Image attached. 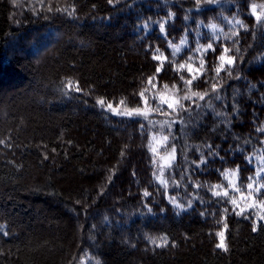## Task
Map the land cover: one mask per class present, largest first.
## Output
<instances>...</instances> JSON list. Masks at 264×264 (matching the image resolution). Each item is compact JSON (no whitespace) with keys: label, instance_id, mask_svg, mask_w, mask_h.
Returning a JSON list of instances; mask_svg holds the SVG:
<instances>
[{"label":"trees","instance_id":"obj_1","mask_svg":"<svg viewBox=\"0 0 264 264\" xmlns=\"http://www.w3.org/2000/svg\"><path fill=\"white\" fill-rule=\"evenodd\" d=\"M252 5L259 13L264 0H23L22 10L0 0V264H264V220L247 207L264 195L245 187L264 156V25L253 27ZM210 41L217 51L191 87L208 95L172 112L161 95L191 94L180 79L191 78L187 68L174 69H198L196 49ZM169 42L181 49L175 56ZM225 47L235 67L216 77ZM154 54L167 57L158 75ZM109 103L171 114L120 116ZM201 153L208 163L197 169ZM237 165L239 177L222 174ZM220 232L227 250L216 247Z\"/></svg>","mask_w":264,"mask_h":264},{"label":"snow or ice","instance_id":"obj_2","mask_svg":"<svg viewBox=\"0 0 264 264\" xmlns=\"http://www.w3.org/2000/svg\"><path fill=\"white\" fill-rule=\"evenodd\" d=\"M108 2L111 4L113 3V0H108ZM205 3L207 4H217L219 3V0H204ZM256 5H252L251 8V13L250 15L254 16L255 19H256V25H254L253 27H256V26H259V25H264V7H262L261 11L259 13H257L256 11ZM200 8V4L199 2L197 3V10H199ZM51 10V9H49ZM175 16L174 13H171L169 12L168 14V17L169 19H173ZM185 20L189 19V17L185 16L184 17ZM165 23H167V21H165L164 23H160L159 24V30H160V33L163 34V35H167L166 33V29H165ZM199 23H202V22H199ZM199 23H198V27H199ZM229 23H233V21H229ZM235 25H238L241 29H244L245 31H247L248 29V25L245 24L243 22V20L241 19H235L234 20V26ZM143 27L145 29L148 28V24L145 23L143 25ZM205 27H208V28H211L213 30H215L217 28V25L215 24H209V25H206ZM233 36H236L238 37L239 36V32H232L230 36H228V39H231ZM238 42V41H236ZM181 44L182 45H186L187 44V38L184 37L182 38L181 40ZM169 46L172 47L174 49V52H173V56H175L177 53H179L181 51L180 47L179 46H176V45H172L171 42H169ZM209 50H211V52L213 54H215V52L217 51V48H215L213 46V42L210 41L207 46H198V48L196 49V51L198 52H201V57H200V67L198 69H194L192 67V65L189 63L187 66L185 64H180L178 66V68H175L174 71L179 73V71L181 69H185L187 68V71L188 73L191 74V78L190 79H187L185 80L184 76L181 75L180 76V79L182 81H184V84L187 86L188 88V91L191 93L190 95L189 94H185L183 97H179V96H175L172 100V102H169V100L165 99L163 97V95H161L160 97V100H159V103L160 104H167V107L168 109H171L172 112H176L177 109H180L182 111H188L189 109L188 108H185L184 105L181 103L182 100H185V99H192L193 96L197 97L198 99L200 100H203L205 98V96L208 95V92H204V93H197V92H192L191 91V87L193 85V82L198 80L201 76L202 73H204L206 71L205 69V60H204V56H206L209 52ZM157 52L159 51V49L156 50ZM230 49L225 47L223 48V51L220 53V55H218L216 57V60L218 61V66L215 67L214 71L216 73V77H219L221 71H226L228 72V75L231 76L232 74V70L234 69L235 67V63H236V57L232 56V55H229L230 53ZM237 51H239L237 49ZM154 60H159L161 61V64L160 66H158L156 68V75H158L159 73H161L162 69H163V62L165 60H167V57H164L162 54L161 55H153L152 57ZM192 58L189 57V60H191ZM259 59V57L257 58ZM156 75H154L153 77H149V84L155 88L156 85L153 83V80H155L156 78ZM237 79H239L240 77L237 76L236 77ZM71 84V82H70ZM218 87H219V84H213L212 87H211V92L212 93H216L217 90H218ZM252 87H255V85H252ZM164 88L165 89H168V85H164ZM172 89L175 90L176 89V86L173 85L172 86ZM76 90L77 91H80V88L77 86L76 87ZM140 96L141 98L144 99V102H145V105L147 106L148 105V100L147 98L144 96V92L142 91L140 93ZM216 99H220L219 96H216L215 97ZM97 103L103 107L104 106V100L103 98H100L97 100ZM125 102L122 100L121 101V104H124ZM195 103V101H194ZM197 107H199V105H197ZM209 107H211V105H209ZM107 108L109 110H111L114 114L116 115H120V116H128V117H136V116H143L145 119H147L148 117V113L150 111H159L161 112V114H165V115H170L171 113H166V112H163L159 107L157 108H151V107H148L147 110H142L141 108H135V109H130V110H125V111H118L116 108H113L112 104L109 103L107 104ZM235 110V109H234ZM217 115H220L219 113H217ZM172 123H175V121H173ZM172 123H168V128H169V131H171V126H172ZM144 126L141 125V128H143ZM258 132H261V133H264V125H262L261 127L257 128L256 129ZM169 140V136H163L160 143L162 145H166L167 142ZM0 143H3V141H0ZM262 143H264V141H262ZM210 151H209V156H218L219 153L218 152H215V151H212L211 150V145H208L207 146ZM218 147V146H217ZM150 151H152L154 154H157V149L156 148H150ZM123 155V152L121 153ZM175 159V147L173 146L172 148V152L170 154V160L169 162L165 165L166 167H171V160H174ZM220 159L223 161V157H220ZM260 161H261V166L257 168V171L254 173L253 176H249L248 177V180L250 181L245 187L249 190L248 191V196L249 197H252L254 194L256 196H261V195H264V192H262V190H264V183H260L259 182V179H256L257 177H259L260 179H264V176H262L261 174L264 173V156L262 157H259ZM245 161L249 164H251V159H249L248 157H245ZM153 163H155V161H153ZM193 163L196 164V168L199 169L200 168V165H206L208 163L207 159L204 158L203 156V153H201V160L199 161V163H196L195 161H193ZM161 171H163V169H161ZM228 172H231V174L233 176H236V177H239V172H240V166L237 165V168L234 169V170H225V173H222L223 175H227ZM133 175H135V173H133ZM155 175V173H154ZM159 179V178H158ZM111 180V177H109V181ZM162 184H165L166 185V181H160ZM255 185V186H254ZM201 185H197V187H200ZM213 188L215 187H218V186H212ZM236 191H239V188H235ZM143 195L144 196H149L150 193L145 190L143 192ZM213 195L215 196H221V193L220 192H216V191H213ZM228 193L225 191L223 193V196H227ZM172 202L175 203V199L172 198ZM229 203L233 204L234 206H238L237 205V201L235 199H230L228 201ZM177 207H181V205H176ZM257 204L253 203V204H249L247 207L248 208H254L256 207ZM259 207H261L262 209H264V200H260L259 201ZM149 211H151V209H149ZM161 211H163V209H161ZM225 212L228 211V209H224ZM247 211V209L245 208H241V210L239 212H236V215L237 216H241V215H244L245 212ZM201 215H204V213H201ZM257 215L259 216V219L260 220H264V216H260L259 213H257ZM245 218L247 219L248 216H245ZM107 219V218H105ZM226 227V225H225ZM252 231L255 232L257 231V225L256 223H253V227H252ZM5 235H7V233H4ZM217 235H219L221 237V242L219 244H217V248H220V249H223V250H227L226 249V246L223 242V236H224V233L223 232H220V233H217ZM152 243H156L157 244V247H164L166 246L167 244V241L164 240L163 242L161 243H157V241L155 239L152 240ZM97 264H99V262H97Z\"/></svg>","mask_w":264,"mask_h":264},{"label":"rangeland","instance_id":"obj_3","mask_svg":"<svg viewBox=\"0 0 264 264\" xmlns=\"http://www.w3.org/2000/svg\"><path fill=\"white\" fill-rule=\"evenodd\" d=\"M23 2V0H12V3H13V7L16 9H21L22 10V6H21V3ZM43 40H47V37H42ZM40 39V38H39ZM43 45H45V41L42 42ZM9 48L10 49H13L14 51L16 50H20V47L18 46V44L16 45V42L12 41V44L9 45ZM22 50H27L25 48H23ZM240 203V206L241 208H245L246 205L243 203V202H239ZM257 206L255 207V211H253L254 213V217L256 219L259 218V216L257 215V213H259L260 216H264V209H262L261 207H259V201L256 202Z\"/></svg>","mask_w":264,"mask_h":264}]
</instances>
